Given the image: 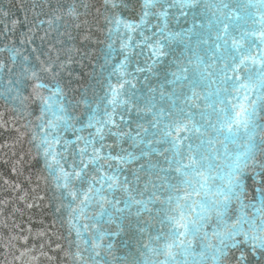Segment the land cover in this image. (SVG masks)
Masks as SVG:
<instances>
[{
	"label": "snow or ice",
	"instance_id": "snow-or-ice-1",
	"mask_svg": "<svg viewBox=\"0 0 264 264\" xmlns=\"http://www.w3.org/2000/svg\"><path fill=\"white\" fill-rule=\"evenodd\" d=\"M102 7L111 42L94 106L69 99L57 79L58 54L33 63L15 46L0 49L11 53V66L0 61L4 91L21 107L41 102L33 140L68 200L77 243L67 255L78 264H264V0H104ZM31 8L22 44L47 24L43 40L63 19L62 6L48 4L51 14ZM66 14L79 17L75 6ZM145 72L138 94L137 74ZM80 103L83 119L72 114ZM133 110L134 129L124 115ZM85 128L94 133L64 139ZM134 161L143 162L130 179L122 173ZM126 230L134 235L118 257L110 238Z\"/></svg>",
	"mask_w": 264,
	"mask_h": 264
},
{
	"label": "water",
	"instance_id": "water-1",
	"mask_svg": "<svg viewBox=\"0 0 264 264\" xmlns=\"http://www.w3.org/2000/svg\"><path fill=\"white\" fill-rule=\"evenodd\" d=\"M103 2L104 0H0V10L9 14L7 17L0 14V49L15 46L24 55H31L33 63H36V55L41 60H47L48 56L55 60L58 54V63L63 64L64 68L57 79L68 92L69 99L73 103L87 99L94 106L104 95L102 86L97 81L107 75V71L101 73L100 65L104 63L106 46L111 42L103 19ZM33 3L41 4L43 12L49 14L51 10L48 4L62 6L63 19L54 25V30H49L48 36L43 40L41 37L48 29L47 24L35 33L31 44H22L24 34L31 26L29 22L34 20L31 8ZM69 6L77 8L78 18L66 14ZM39 18L47 19L43 14ZM13 20H19L21 24L16 25L15 30H10ZM33 47L37 50L35 53L32 52ZM146 55L147 49H144V55L137 58L140 67H145ZM10 56V52L0 51V61L9 66ZM19 59L18 57L17 60ZM119 59L122 57H117V61ZM167 59L170 57L166 58L165 63ZM159 67L161 66L158 65L154 70H159ZM134 68V65L130 66L129 70L134 71ZM137 75L139 79L136 81V89L139 94V90H146L144 76L150 74L145 72ZM44 82L54 83L49 77H45ZM150 82L155 83V77ZM29 92L24 94L29 95ZM44 95H48V92L45 91ZM40 104L39 100L29 99L21 107L19 101L13 100L4 91L3 83L0 82V125H3L0 126V264H78L72 256L67 255L76 251L77 243L75 232L70 230L67 222L68 200L62 198V190L55 187L53 178L48 175L42 150L37 147L39 139L33 140L34 134L39 136L36 126L40 123L37 119ZM86 111L85 105L80 103L72 114L81 116ZM124 115L125 121H131L130 127L134 129L137 119L135 111ZM75 127L80 128L81 124L77 122ZM121 128L127 131L123 124ZM90 132L94 133V129L85 128L79 133L68 131L64 133V139L74 141L77 135L88 137ZM105 143L114 144L115 139L108 137ZM123 147L127 148L128 144L125 143ZM74 148L75 145L70 151ZM118 151L117 148L113 154ZM71 158L69 156V160ZM142 162H132L122 175L131 179L130 172ZM62 204L65 207H61ZM103 227L108 231L117 230L115 224H104ZM132 235L133 232L126 230L120 236L110 238L115 245L116 256L125 255L123 242L128 241ZM85 238H88V233H85ZM108 242L109 239H106L105 244ZM254 259H259V255Z\"/></svg>",
	"mask_w": 264,
	"mask_h": 264
}]
</instances>
